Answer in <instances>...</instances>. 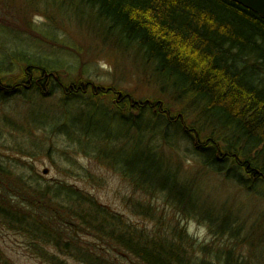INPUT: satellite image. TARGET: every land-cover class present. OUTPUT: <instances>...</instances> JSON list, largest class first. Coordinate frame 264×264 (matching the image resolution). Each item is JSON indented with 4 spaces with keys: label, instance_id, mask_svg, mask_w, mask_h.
<instances>
[{
    "label": "trees",
    "instance_id": "16d2710c",
    "mask_svg": "<svg viewBox=\"0 0 264 264\" xmlns=\"http://www.w3.org/2000/svg\"><path fill=\"white\" fill-rule=\"evenodd\" d=\"M27 1L35 5L45 0ZM58 1L48 0V3ZM70 1L84 12L91 10L105 32L117 33L128 45H133L146 62L155 65L159 80L173 87L178 96L188 98L193 107L196 103L202 104L210 123L226 137L214 133L203 136V130L195 131V126L181 119V115L174 117L162 102H132L131 97L122 92L96 89V94L100 95L115 93V105L128 110L127 114L114 110L110 115L121 118L129 128L135 126L138 132L144 129L150 132L139 142L135 157L130 159L112 154L116 148L122 151L130 139L128 128L119 137L110 132L111 128L92 135L82 134L89 140L90 137L99 139L95 147L102 148L106 144L104 149L111 153L105 155L108 163L147 197L146 202L137 200L133 207L145 209L155 228L148 230L132 225L121 213L71 185L59 182L55 186H43L37 179L17 178L2 165L0 221L20 231L34 251L55 264L68 262L66 257L53 258L49 247L60 249L66 256L74 253L81 264H119L114 260L116 250L133 258V264H242L231 246H207L189 234L179 212L186 217H200L217 239L227 236L230 242L231 236L235 240L239 227L232 224L229 215L215 213L210 205L203 204L200 197L195 201V182L194 185L179 183V175H172V165L152 143L159 125L164 126L162 131L175 125L181 128L180 133L186 139L194 137L196 140V136L202 139V145L196 144L201 153L206 152L203 157H207L209 163L225 167L227 161H234L244 171L238 178L241 184L250 188L248 182L250 177L255 182L254 176L264 183V18L231 0ZM17 52L22 62L26 60V73L32 76V80H27L30 85L44 90L51 82L57 83L60 64ZM88 84V81H80L61 85L67 97L65 102H73L71 106L78 105L79 110L88 107L77 99L84 97L80 94L88 90ZM5 86L9 88L0 90L3 98L11 94L10 90H21L24 84L20 80L13 88ZM96 94L92 98H96ZM95 109L106 114L99 106ZM132 110L139 112L136 117H131ZM153 118L158 121L154 122ZM143 121L150 122L151 126L143 125ZM157 197L162 202L175 204L176 221L169 218L173 223L169 222L164 205L160 206ZM139 210L137 212L143 215ZM79 234L95 237V248H85L76 242ZM64 235L74 243L72 248L65 242Z\"/></svg>",
    "mask_w": 264,
    "mask_h": 264
},
{
    "label": "rangeland",
    "instance_id": "374dc122",
    "mask_svg": "<svg viewBox=\"0 0 264 264\" xmlns=\"http://www.w3.org/2000/svg\"><path fill=\"white\" fill-rule=\"evenodd\" d=\"M41 3L31 5L27 0H0V90L9 88L5 85L13 88L20 80L24 84L19 91L10 90L11 94L5 98L0 95V165L14 172L17 178L37 179L43 186H55L59 182L71 185L121 213L132 225L152 230L155 223L146 215V210L133 207L137 200L146 202L147 197L108 163L105 155L111 153L104 149L106 144L102 148L95 147L99 139L90 137L89 140L83 134L92 135L111 128L110 132L119 137L128 128L130 139L122 151L116 148L112 154L122 159L135 157L139 142L150 132L145 129L138 132L135 126L129 128L121 118L110 115L114 110L128 113L115 105V93L122 92L130 96L132 102H162L174 117L181 115V119L195 126V131L203 130L201 133L205 137L211 133L221 138L226 135L210 123L202 104L196 103L193 107L188 98L178 96L173 87L160 81L155 65L146 62L133 45H128L117 33L105 32L91 10L84 12L70 0H61L58 5L48 0ZM17 51L29 54L25 57L34 55L32 58L37 56L48 63L60 64L57 83L51 82L44 90L30 85L32 76L26 73V60L22 62ZM80 81L89 82L88 90L80 94L84 97L77 98L88 105L83 110H79L78 105L71 106L73 102H65L67 97L61 88V85ZM96 89H113L115 93L100 95L96 94ZM95 94L98 98H92ZM95 106L101 107L106 114L100 109L94 110ZM130 113L131 117H136L139 112L132 110ZM147 124L143 121V125ZM159 126L152 146H157L156 151L162 152L166 161L168 159L175 170L172 175L177 173L181 184L194 185L195 182L194 200L200 197L203 204L210 205L215 213L229 215L232 224L239 227L237 240L230 236L229 242L227 236L213 237L208 224L200 217H186L179 212L189 234L200 244L231 246L242 264H264V183L255 176L253 182L250 177L251 187L248 188L239 182L244 171L234 161H227L225 167L209 163L207 157H203L206 152L201 153L196 144L202 145V139L197 136L196 140L194 137L186 139L180 133L181 128L175 125L166 127V131H162L164 126ZM45 171L48 172L45 174ZM156 200L160 206L163 203L167 219L176 221L175 204L167 202V205L158 197ZM69 238L64 235L65 242H69ZM77 239L76 242L85 248L96 246V238L91 235L79 234ZM97 243L102 246L98 240ZM69 244L70 248L74 246V243ZM47 249L53 258L66 257L68 264H81L72 252L66 256L60 249ZM115 253L117 263L133 264V258L122 251ZM0 264L55 263L34 251L20 231L0 221Z\"/></svg>",
    "mask_w": 264,
    "mask_h": 264
},
{
    "label": "water",
    "instance_id": "95a60500",
    "mask_svg": "<svg viewBox=\"0 0 264 264\" xmlns=\"http://www.w3.org/2000/svg\"><path fill=\"white\" fill-rule=\"evenodd\" d=\"M264 18V0H231ZM48 171H45V174Z\"/></svg>",
    "mask_w": 264,
    "mask_h": 264
},
{
    "label": "bare ground",
    "instance_id": "6f19581e",
    "mask_svg": "<svg viewBox=\"0 0 264 264\" xmlns=\"http://www.w3.org/2000/svg\"><path fill=\"white\" fill-rule=\"evenodd\" d=\"M60 1H61V0H60ZM58 2H59V1H58ZM56 4L58 5V3H56ZM62 14H63V15H66L65 12H63ZM59 17H60V19L63 18L62 16H59ZM63 20H64V19H63ZM258 172H259V171H257V173H258ZM258 174H259V173H258Z\"/></svg>",
    "mask_w": 264,
    "mask_h": 264
}]
</instances>
